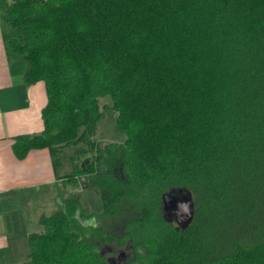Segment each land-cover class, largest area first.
Here are the masks:
<instances>
[{"label":"trees","instance_id":"trees-1","mask_svg":"<svg viewBox=\"0 0 264 264\" xmlns=\"http://www.w3.org/2000/svg\"><path fill=\"white\" fill-rule=\"evenodd\" d=\"M3 2L25 83L47 94L43 129L12 149L47 147L63 188L17 264H109L101 245L128 239L132 264H264V0ZM108 109L120 141L97 135ZM177 188L194 202L185 227L162 210Z\"/></svg>","mask_w":264,"mask_h":264},{"label":"crops","instance_id":"crops-1","mask_svg":"<svg viewBox=\"0 0 264 264\" xmlns=\"http://www.w3.org/2000/svg\"><path fill=\"white\" fill-rule=\"evenodd\" d=\"M4 11V2L0 0V228L4 229V232L0 229V264H17L28 257L27 236L34 232L30 230L29 219L20 217L17 222V209L27 202L43 204V188L49 192L45 198L50 195L60 203L58 186L61 182L47 147L30 148L23 158L12 149L14 136L43 129L41 111L47 94L43 80L25 83L27 63L22 54L9 46L8 40L16 35V30L5 19ZM68 170L65 163L58 168V173ZM12 202L17 206H10ZM12 214L14 221L9 216ZM37 217L40 222L39 214Z\"/></svg>","mask_w":264,"mask_h":264},{"label":"rangeland","instance_id":"rangeland-1","mask_svg":"<svg viewBox=\"0 0 264 264\" xmlns=\"http://www.w3.org/2000/svg\"><path fill=\"white\" fill-rule=\"evenodd\" d=\"M109 112H107V115H104L98 123V132L97 135L98 137L101 139V141L103 142H108V141H112V140H122L123 138V134L116 129L115 125H114V118H113V112L110 111L108 109ZM109 113V114H108ZM44 189V190H43ZM42 191L43 196L42 198L45 200V202H43V204H38L35 201L32 202V205L30 204V202H27V205H20L19 208L17 209V222H19L20 217L21 219H29L30 223H31V227L32 229H30L31 231H35L38 228H42V224H40V222L38 221V214L39 216L41 215H45V214H50L53 211L59 209L60 203L57 202L56 200H52L51 196L49 195L48 198H45L49 192L46 188H43ZM31 190V189H30ZM46 190V191H45ZM41 191V193H42ZM75 192H79V201L82 203V205L84 207H86L90 212L92 211H99L101 209L102 206V199L101 196L99 195V192L96 190V188L94 187H89V185H85V186H81L79 184L78 187L75 188ZM34 193V192H33ZM12 205V207L14 208L15 206H17L16 202H12L10 203V206ZM16 211V210H15ZM11 220L14 221V215H9ZM94 223L97 222V219H93L91 220ZM129 222V221H128ZM93 224V223H92ZM121 224L123 225L124 230L126 231V221L122 220ZM131 224V223H130ZM25 225V224H24ZM23 225V227H24ZM29 225V224H28ZM95 225V224H93ZM111 226V225H110ZM2 232H4V229L0 228ZM126 233V232H124ZM107 246L102 247V249L104 250L103 253H105L106 255H110L111 253L114 255H116V251H110V249H112V245L108 242H106ZM121 249H123V251L127 252V258L124 259H115V264H119L118 262H121L120 264H132L133 262L129 261L132 258V243L131 242H126L124 244H122V247H120ZM27 258V257H26ZM24 258L20 259L22 261ZM15 260V259H13ZM12 262H18V261H12Z\"/></svg>","mask_w":264,"mask_h":264},{"label":"water","instance_id":"water-1","mask_svg":"<svg viewBox=\"0 0 264 264\" xmlns=\"http://www.w3.org/2000/svg\"><path fill=\"white\" fill-rule=\"evenodd\" d=\"M79 184H88L86 175L79 176ZM59 198L63 196V188L58 186ZM162 210L166 219L169 221L174 216L175 221L182 227L187 226L193 219L194 202L191 193L183 188L172 189L162 194Z\"/></svg>","mask_w":264,"mask_h":264},{"label":"flooded vegetation","instance_id":"flooded-vegetation-1","mask_svg":"<svg viewBox=\"0 0 264 264\" xmlns=\"http://www.w3.org/2000/svg\"><path fill=\"white\" fill-rule=\"evenodd\" d=\"M170 221L176 222L173 215H172V219ZM91 222L93 224H95V225L97 224V222L94 223L93 221H90V223ZM103 225L104 226L111 227V229H113L114 222H113V220H106V221H104ZM126 242H131V241L128 239V240H126ZM126 242H124V243H126ZM104 246H107L106 245V242L101 245V253L107 259V261H108L109 264H115V259L116 258H118V259H124V260L127 258V255H128L127 252L123 251V249L120 248V247H122V245L121 246H115V245H112L111 246L112 249H110V251L111 252L112 251H116V255H114V253L113 254L111 253L110 255H106L105 253H103L104 250L102 249V247H104ZM132 247H133V244H132ZM133 254H134V249L132 248V256H133ZM118 263L120 264L121 262H118Z\"/></svg>","mask_w":264,"mask_h":264}]
</instances>
